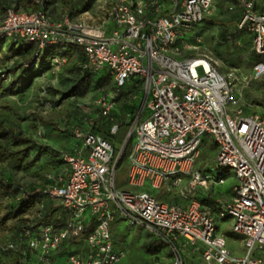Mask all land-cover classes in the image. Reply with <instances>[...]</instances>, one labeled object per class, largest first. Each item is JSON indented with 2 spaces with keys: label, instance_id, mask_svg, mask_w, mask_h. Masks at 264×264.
<instances>
[{
  "label": "built area",
  "instance_id": "2783aa9c",
  "mask_svg": "<svg viewBox=\"0 0 264 264\" xmlns=\"http://www.w3.org/2000/svg\"><path fill=\"white\" fill-rule=\"evenodd\" d=\"M238 1L243 8L239 26H247L254 50L264 55V11L254 0ZM215 3L102 0L104 17L99 24L68 15L55 20L42 1L37 9L6 11L0 20V40L35 42L40 50L35 60L50 46L77 44L86 55L84 70H107L114 86L95 101L102 116L116 109V98L128 84L139 81L142 99L139 108L127 114L129 131L118 149L91 131L94 118L73 128L72 145L61 153L67 177L36 190L58 201L65 220L25 229L23 259L29 251L30 264H52L63 243L81 237L94 221L84 239V255L69 254L67 264H117L125 252L115 249L110 225L118 218L154 230L170 244L173 254L162 264H188L186 251L205 264H264V118L238 106L235 68L222 72L210 58H183L172 47L214 11ZM65 62L64 57L53 56L56 69ZM251 77H264V62L254 64ZM139 99L133 94L130 102ZM118 129L119 124H113L110 132ZM43 134L40 128L38 135ZM205 135L212 136L218 148L216 168L231 169L237 178L229 199L217 197L207 206L195 198L186 204L163 202L146 189L147 183L159 189L170 180L178 185L185 176L190 192L223 184L225 177L211 174L213 169L196 167ZM130 139L125 177L131 187L125 188L118 182V165ZM222 220H231V230L242 236L243 255L227 247ZM15 246L10 243L5 249Z\"/></svg>",
  "mask_w": 264,
  "mask_h": 264
},
{
  "label": "rangeland",
  "instance_id": "374dc122",
  "mask_svg": "<svg viewBox=\"0 0 264 264\" xmlns=\"http://www.w3.org/2000/svg\"><path fill=\"white\" fill-rule=\"evenodd\" d=\"M38 0H0V18L5 16V10L10 5L23 9L30 5V2L35 4ZM45 4L50 16L58 20L65 15L72 19H82L92 24H99L104 17L102 0H40ZM259 11H264V0H254ZM233 7V8H231ZM239 8L238 0H219V4L215 9L216 16H221L223 12L228 14V11H236ZM209 22L198 24L187 33H184L173 43V49L177 50L180 57H207L220 70L229 71L234 67L226 64L218 57L214 49V44L217 41L216 35L218 27ZM246 45V44H245ZM244 41H241L238 46H245ZM251 49V43L247 47ZM0 71L11 69V75H14L16 68L21 62L20 57H15L9 49V44H4L0 49ZM253 66L248 60H240L237 70V79L234 82L235 93L239 98L238 106L242 107L246 113L259 114L264 118V77L254 79L251 77ZM202 74V69L199 68ZM79 72L75 63L65 66L61 71L48 70L43 77L35 78L27 87L21 91H15L11 85V80L3 82V89L0 91V126L5 125L14 127L24 135L33 139H37L38 130L45 129L46 138L40 143L49 146L50 148L60 151L71 144L72 130L77 123H84L89 116L95 112L97 89L90 86L84 95L75 93L73 96L67 95L73 86L78 85ZM247 77L245 80L244 78ZM97 77H92L93 81ZM80 89V88H79ZM78 89V91H80ZM140 99L133 103L136 109L141 105ZM234 106H229L233 109ZM132 107L125 109V114H122V119H126V113L132 112ZM150 113L149 109L144 111ZM83 119V122L80 121ZM80 119V120H79ZM77 126V125H76ZM125 140V139H124ZM124 140L119 143L121 147ZM218 148L212 136L205 135L204 143L201 146V155L196 162V167L202 169H213L215 176H224L223 184L216 183L215 187L210 189V196H198L197 193L190 192L188 182L184 178L178 185H173L174 192L183 190V200L186 203L189 199L195 198L203 205H210L215 198H228L232 196V186L237 181L233 175V171L228 168L217 169L216 158ZM0 174L10 176L17 182L26 184L28 187L33 185H45L55 183L62 176L63 180L68 175L67 167L56 162H49V157L43 156L38 163L32 166L21 165L12 167L7 162H0ZM126 174L123 170L118 171V182L120 187L130 188L127 184ZM167 182L159 189H146L156 193L160 201L168 202L174 196L169 193ZM183 202V201H182ZM180 202V203H182ZM231 220H222L220 222V230L227 236V247L230 248L237 256L245 253V247L242 244V236L231 230ZM111 237L114 242V247L117 250L125 252L124 257L117 264H162L168 262L173 254L172 247L162 238L156 231L142 227L139 225H130L127 220L115 218L110 225ZM161 239L159 244L161 247L157 251L151 253L147 251L145 244ZM162 240L164 243H162ZM8 241H13L17 247L25 244L23 237L17 229L16 223L10 221L6 226L0 228V246ZM158 244V243H157ZM82 243L80 248L85 247ZM25 246V245H24ZM187 252V253H186ZM188 264H205L198 255L190 254L186 251ZM84 255V250H80ZM28 257L22 260L23 264L33 262L31 253L27 251ZM17 255L15 253L4 254L0 252V264H17ZM67 264V261L63 264Z\"/></svg>",
  "mask_w": 264,
  "mask_h": 264
},
{
  "label": "trees",
  "instance_id": "16d2710c",
  "mask_svg": "<svg viewBox=\"0 0 264 264\" xmlns=\"http://www.w3.org/2000/svg\"><path fill=\"white\" fill-rule=\"evenodd\" d=\"M239 2V1H238ZM219 4V0H216L214 11L208 15L202 22V24L209 22L210 25H216L218 27L216 39L214 44L215 52L218 57L221 58L226 64L237 68L239 67L240 60H248V62L254 66L257 62H264V55L258 54L253 48L252 33L247 26L240 27L239 23L243 18V8L239 3V8L236 11H228V14L216 16L215 9ZM44 10L48 13L45 4H42ZM13 7L17 10H30L41 7V1L30 2V5L23 9L10 5L6 8V11ZM167 7V2L164 4V9ZM233 8V7H231ZM257 8V7H256ZM258 9V8H257ZM163 12V9H162ZM3 19L0 18V20ZM207 26V27H209ZM187 33V32H186ZM244 41L245 46H238V44ZM9 44V49L15 57H20L21 62L16 68L14 75H11V69L0 71V91L3 89V82L11 80V84L15 91H21L22 88L27 87L35 78L43 77L44 73L48 70L61 71L65 66L75 63L77 71L79 72V82L81 86H73L67 93L69 96L84 95L90 86L93 89H97V94L94 98H98L102 94L107 93L114 86L113 77L107 72L102 70L97 73H90L88 70H84L82 65L86 61V55L84 49L77 44H57L48 47L40 52V56L35 60L36 54L39 50L38 44L25 39L18 40H0V49L4 44ZM251 43V49L247 47ZM63 46V52L60 53V47ZM1 52V51H0ZM60 55L66 59V62L56 69L53 65V56ZM30 63L26 66V63ZM222 72H226L221 70ZM97 77L94 81L92 77ZM263 78V77H262ZM80 88V89H79ZM78 89L80 91H78ZM133 94H140L139 81L128 84L124 87L120 95L116 98V109L110 114V116H102L99 109L95 107V112L91 118H94V124L91 127V131L101 135L103 138L112 143L115 149H118L119 143H121L127 137L129 131V122L126 119H122V114L126 108L132 107V112L136 110L133 107V101L130 102V98ZM75 95V96H76ZM76 96V97H77ZM140 97V95H139ZM138 101V100H136ZM125 114V113H124ZM81 119V118H80ZM79 119V120H80ZM80 121L83 122V119ZM84 124V123H83ZM82 123H77L75 126H83ZM113 124H119L118 132L113 134L110 132ZM43 136H39L37 132V139H33L24 135L22 132L16 130L14 127L5 125L0 126V162H7L10 166L29 165L32 166L38 163L43 156L49 157V162H56L66 166L65 161L62 159V150L69 149L71 144L61 149L59 152L41 144L40 141L46 138V131L43 129ZM73 139V130H72ZM125 142V140H124ZM133 146V140L130 139L126 144L124 154L119 162L118 171L123 170L126 174L129 167L128 156ZM216 146V144H215ZM67 167V166H66ZM47 185V184H45ZM45 185H33L28 187L26 184L17 182L10 176L0 174V228L6 226L10 221L16 223L17 229L23 237V244L21 247H17V244L13 241H8L4 245L0 246V252L8 254L11 252L17 255V264H23V250L26 248V237L24 231L27 228H32L39 223L56 224L62 223L65 220V215L58 204L56 199L47 197L43 192H37L38 187H45ZM94 221L90 222V225L86 227L83 235L74 241H65L63 245L52 256V264H63L69 254L79 253L81 244L84 243V239L91 229ZM161 239L154 242H147L145 247L147 251L153 253L161 247L159 242ZM10 243H14L15 248L5 249ZM158 243V244H157ZM162 243L164 241L162 240ZM25 245V246H24ZM28 257V254L26 258ZM30 264V263H29ZM66 264V263H65Z\"/></svg>",
  "mask_w": 264,
  "mask_h": 264
},
{
  "label": "crops",
  "instance_id": "0c3cea01",
  "mask_svg": "<svg viewBox=\"0 0 264 264\" xmlns=\"http://www.w3.org/2000/svg\"><path fill=\"white\" fill-rule=\"evenodd\" d=\"M184 178L186 179V182L189 181V177L185 176ZM166 185H167L168 189H169V187H170V189L168 190L169 193H173V192H174V187H175V186H173V184H172V180L168 181ZM130 187H131V186H130ZM174 193H175L174 196H173L172 199H170V201H168V202L180 203V202L183 201V202L180 203V204H186V203H188L189 200H188L186 203H184L185 201L183 200V198H185V197L182 195V194H183V190H182L181 192H174ZM194 193H197L198 196H202L203 199H204V197L206 198V197H209V196H210V190L207 191V190H204V189L201 188V187L197 188V189L195 190ZM158 197H159V196H158ZM230 197H231V196H230ZM230 197L225 198V199H229Z\"/></svg>",
  "mask_w": 264,
  "mask_h": 264
},
{
  "label": "bare ground",
  "instance_id": "6f19581e",
  "mask_svg": "<svg viewBox=\"0 0 264 264\" xmlns=\"http://www.w3.org/2000/svg\"><path fill=\"white\" fill-rule=\"evenodd\" d=\"M206 64H207V62H206ZM208 65V64H207Z\"/></svg>",
  "mask_w": 264,
  "mask_h": 264
}]
</instances>
